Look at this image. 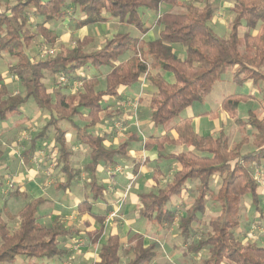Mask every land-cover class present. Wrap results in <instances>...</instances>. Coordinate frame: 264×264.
<instances>
[{"label":"trees","instance_id":"16d2710c","mask_svg":"<svg viewBox=\"0 0 264 264\" xmlns=\"http://www.w3.org/2000/svg\"><path fill=\"white\" fill-rule=\"evenodd\" d=\"M175 7L180 12L169 10ZM69 9L72 14H80V18L72 19L79 28L114 20L145 35L150 28L140 15L144 9L154 15L160 30L154 40L128 32L115 34L93 52H86V42L78 41L71 49L43 61L36 60L29 50L31 43L39 36L43 44L52 45L54 38L48 27L61 23ZM215 11L211 0L189 3L183 0H15L13 5L2 4L0 0V58L6 55L12 60L8 73L17 79L19 89L16 94H10L0 83V121L18 116L29 102L35 109L48 112L45 126L29 144L53 129L48 153H53V160L63 174V180L56 183L59 191H67L77 176L70 162L67 132L60 125L65 123L75 131L74 140L89 151L88 162L82 169L88 180L85 186L89 199L78 204L77 212L87 213L98 224L97 230L86 233L90 244L98 243L105 228V215L91 211L105 195V187L98 183L96 172L99 167H115L127 160L130 140L135 138L132 136L115 148L104 145L105 138L96 132L100 124L98 116L105 110L102 108L105 98L119 100L120 89H129L146 79L153 88L147 116L155 127L168 124L186 109L202 103L228 71L231 84L237 87L250 84L253 95H229L220 105L224 112H232L240 103L255 100L254 90L264 98V0H232L230 12L234 18L227 38L218 36L210 26ZM176 46L181 48V56ZM127 54L131 56L117 62ZM88 68L96 72L109 68L103 76V89H97L98 75L82 74ZM46 74L54 76L51 91L45 84ZM55 76L78 82L81 89L62 93L63 87L57 85ZM75 119L83 121V126ZM247 119L253 130V150L249 152L240 153L243 141L229 149L222 134L216 138L198 136L191 121L183 119L170 129L176 139L169 142L183 143L188 149L166 157L160 152L157 154L158 160L175 159L178 168L162 188L139 196L137 214L160 228L174 224L184 247L183 264H264V245L240 240L243 198L249 196L254 210L264 214L259 185L253 177L254 172L264 173V117L259 119L250 112ZM164 138V135L150 137L144 149L157 146V140ZM28 151L24 156L31 158L32 153L29 156ZM1 157L0 150V161ZM184 195L190 197L188 205L178 208L171 204L172 199ZM7 197L21 200L23 205L16 216H11L6 207L0 209V264H13L20 257L61 261L70 256L69 248L59 245L60 239H75L82 236L80 231L59 223L39 224L37 213L45 202L42 198H32L19 188H14ZM207 206L217 207V214L202 225ZM143 240V235H133L127 241L131 243L130 248L124 250L121 238L109 235L92 264H150L157 257V243L145 246ZM122 252L129 256L127 262L123 261Z\"/></svg>","mask_w":264,"mask_h":264},{"label":"rangeland","instance_id":"374dc122","mask_svg":"<svg viewBox=\"0 0 264 264\" xmlns=\"http://www.w3.org/2000/svg\"><path fill=\"white\" fill-rule=\"evenodd\" d=\"M193 0H183V2H192ZM198 1V0H196ZM203 1V0H201ZM214 1L216 4L219 5L220 0H211ZM223 5H230L232 4V0H223ZM2 4L7 5H13L15 3V0H1ZM182 3V1L180 2ZM222 4V3H221ZM168 9V8H167ZM72 9L68 10L67 17L64 19L63 24H56L53 26L48 27V30L51 34V36L54 38L53 44H43V40L41 37H36L35 40L31 43L29 50L32 55H34L36 60L43 61L49 57L55 56L56 54H59L60 52H63L65 50L71 49L76 46V43L78 41L86 42L85 51L86 52H93L96 49H99L103 46L105 41L111 38V36L119 33H126L130 32L132 36H138L144 37L147 40L154 39L159 30L160 27H158L155 24V17L152 13L146 12L144 9L140 10V15L142 17L143 22L145 23V26L149 27L150 30L145 34L141 35L138 30H136L134 27L129 26L124 23L119 22H111V23H97L95 25H91L88 27H77L75 26L72 19L77 15L72 14ZM172 13L180 12L179 8H171ZM222 13V14H221ZM229 14L228 7L225 8V12L220 11L219 13L217 11L214 12L212 22H210L211 28L214 27V19L219 18L223 19V14ZM225 26L222 30L216 31L218 36L221 38H227V34L230 32V25L229 28L227 26L226 20H225ZM231 24V23H230ZM214 31V30H213ZM175 50L178 55H182V50L180 47L176 46ZM130 54L125 55L124 57L120 58L117 62H120L122 60L127 59ZM115 62V63H117ZM12 63V60L9 59L8 56L4 55L2 59H0V83L4 85L8 93L10 94H16L18 92L17 87V79L13 76H10L8 73V67ZM109 71V68H101L98 72L92 70L91 68L84 69L82 71V74L87 77L89 75H98L99 76V90L104 88V75ZM54 76H50L46 74L45 78V84L49 91L52 90L53 83L52 78ZM231 77L230 71L226 72L221 78L220 81L216 82L211 92L205 97L204 101L199 104L193 105L190 109L194 113L202 114L203 112H206L202 114L201 119L195 122H191L193 131L196 135L201 137L212 136L213 138H216L222 134V136L225 139V143L229 149L234 147L239 142L243 141V145L240 148V153H245L253 150L252 146V133L253 130L250 128V126L247 124V118L250 114V112H254L259 119H262L264 117V98L262 93L257 95L256 90H254V94L256 99H260L259 101L255 100H248L246 102L240 103L238 105V108L232 112H224L221 108V102L224 98L228 97L229 95L234 94H247L248 93V86L243 85L242 87H237L230 83L229 79ZM55 78L58 80L59 86L62 88V93L69 94L74 93L81 89V84L75 81H67L64 78L55 76ZM168 78V76H167ZM147 84L151 86V83L147 81L146 79H143L141 83L138 84L131 92V94L124 96V98H120L119 100L115 99V106L112 107V115L113 119L111 117H108L106 119V126H101L100 130H98L96 133L99 135H102L103 128H107L108 136L111 139V145H104L106 147H111L119 145V142L127 139L129 136H134L135 139L138 140V144H136V153L139 154V159L141 161V157L145 155V158L143 161H141L139 164L135 165L132 168L129 167L128 160H123L120 165L115 166L118 167L120 170H118L115 173H111L110 171L105 173V182L107 185H113V174L122 175L124 174L126 181L125 185H123L122 189V197L121 199L124 200L126 198V195L128 192L137 194L140 192H144L146 190L156 191L160 188H162L164 185H166L172 174L176 171L178 168V162L175 159H161L158 160L157 154L160 152V154L163 157H166L167 155H173V153H178L179 151L185 152L188 147L183 143H171L169 141L176 139V134L174 131H171L170 133H165L164 139L157 140L158 145L152 147L149 149V151L153 152L151 156H146L142 152L144 150V143L147 142L146 134L149 131V128L146 124H144L143 127L139 126L140 118L139 115H143L141 111L146 109L149 97H148V88ZM250 94V93H249ZM253 94V91H252ZM105 102V100H104ZM103 102V104H104ZM218 108V109H217ZM103 109L106 110V107L103 106ZM217 109V110H216ZM104 110V111H105ZM120 111V112H119ZM20 114L16 116L15 118H11L9 121H6L4 123L0 122L1 124H4V127H7L5 132H10V134L2 135L0 136V146L3 148L2 150L4 153L13 155V157L16 159L14 162H11V168H3L0 171V180L1 181H8L13 180L19 181V175H22L24 173V165H22L23 162V154L27 151L28 143L32 140V138L38 133H40L43 129V126L45 122L41 119L47 118L48 112L47 111H40L34 108L32 106L31 102L21 108ZM119 112V113H118ZM186 113V111H183ZM181 113L178 118L172 120L168 124L164 126H151L153 130L154 135H158L161 132H164V129L170 127V125H173L177 121H179L181 118H183L184 113ZM142 113V114H141ZM40 115L41 120H36L35 117ZM104 113L102 112L98 118L100 122L104 120L103 118ZM143 117V116H142ZM110 118V119H109ZM75 122L78 123V125L83 126V121H80L79 119H75ZM28 122V123H27ZM65 123H62L61 126L63 127ZM21 126V128H20ZM47 135L42 138V140H36V149L32 153V160L36 157L37 158V165L39 166L40 162L39 160H46L47 165L49 167H52L55 165V162L53 161V158L50 159V147H51V138L53 134V130L50 129L48 132H46ZM103 137L106 139V135L103 134ZM166 137L168 140H166ZM70 140V139H69ZM114 141H117L116 145H113L115 143ZM69 147L71 149L76 147V144H74V139L71 138L69 141ZM78 153H76L73 159L72 167H75L76 169H79V167L86 161L87 159V151L86 147L83 145H78ZM52 154V153H51ZM180 154V153H179ZM178 155V154H176ZM53 157V156H52ZM151 158H155L151 160ZM6 163V162H5ZM6 165V164H4ZM114 167V168H115ZM141 167H144L146 170H144L142 173L138 172L135 173H125L127 169H132L133 171L135 169H139ZM108 168V167H107ZM111 171L113 170L112 167ZM19 169V170H18ZM254 170V169H253ZM252 170V171H253ZM129 171V170H127ZM257 174V172H254V176ZM77 175V174H76ZM113 175V176H112ZM262 175V177H261ZM261 175H257L260 177V181L257 182L260 189V195H261V206H264V173ZM253 176V177H254ZM47 178H51L53 180V177L47 176ZM101 179L99 181L101 182ZM216 177L213 178V181H215ZM6 180V181H5ZM51 180V181H52ZM77 181L79 182L80 186L83 184V179L79 176H77ZM77 182V183H78ZM76 183V182H75ZM102 183V182H101ZM215 187L218 186V183H215ZM112 187H109V190H111ZM1 193V189H0ZM61 195V194H60ZM190 200L189 196H185V200H174L175 204L182 205L183 202H188ZM23 203L21 200L16 201V203ZM3 202L0 198V207H2ZM126 206V205H125ZM124 207V206H123ZM20 205H12L10 208V215L16 216L17 212L19 211ZM210 210H214V208L210 207ZM209 209L206 211V213L203 216V221L207 222V217H211L213 215V211H210ZM113 213L114 216L109 218V214ZM109 214H107L106 221L111 225V231L113 230L116 235L124 239L123 243V249L128 250L130 248V242L128 243L129 239L134 235V230H132L129 225L132 223L129 222L130 219L136 217L135 213L133 211L126 212L124 208L120 207V205H117L115 210H112ZM242 215H243V222L241 226V238L240 240L242 242L249 241L248 238H252L253 240L256 239L258 242V239H262L261 242L264 243V218L262 217V214L260 212L255 211L251 202L250 197L245 196L243 198V204H242ZM69 216V215H68ZM71 216V215H70ZM63 221L73 222L76 223V220L68 219V217H63ZM69 220V221H68ZM129 222V225H128ZM107 223V224H108ZM144 223V222H143ZM145 224V223H144ZM143 224V227H145ZM73 225L70 223L71 226ZM205 225V224H204ZM96 226V225H95ZM132 228H137V225H132ZM12 227H15L13 225ZM73 227V226H71ZM131 229V230H130ZM145 230V231H144ZM143 232L141 234L144 237L143 243L145 246L149 245L152 242L157 243V256L154 261L150 264H182L181 259L178 255L171 254V250L174 249L176 245L179 244L180 239L177 236V230L176 227L173 225H165L163 227H157L154 225H149L147 228L142 229ZM200 231H202V228H200ZM249 233V234H248ZM250 235V236H249ZM243 237V238H242ZM75 241H80L79 247H77L76 252H72L70 250L71 255L78 256L82 253L83 250H85V247L87 246V242L84 240L83 236H79L75 238ZM72 241L73 246L74 242ZM259 243V242H258ZM97 244L93 252V257H91L92 261L97 259ZM123 250V251H124ZM75 256V257H76ZM123 261H128V255L124 252L121 253ZM75 258V260L77 259ZM91 259L87 260V257H83L82 261L78 260V264H90ZM81 260V259H80ZM13 264H60V262L56 259L47 261V260H26L24 258H17Z\"/></svg>","mask_w":264,"mask_h":264},{"label":"crops","instance_id":"0c3cea01","mask_svg":"<svg viewBox=\"0 0 264 264\" xmlns=\"http://www.w3.org/2000/svg\"><path fill=\"white\" fill-rule=\"evenodd\" d=\"M213 3H215V2L213 1ZM223 3H224L223 0H220L219 1V5L215 3L216 11L218 13L220 11L225 12V8L228 7L229 14H225L224 13L223 14V17L224 18L223 19H219V18L217 19V18H215L213 20L214 23H215V25H214V27L212 29L214 30L215 33H217L216 31H218V30L220 31V30H222L224 28V26H225V23H224L225 20H226L227 26L229 28V25H230V23L232 22V20L234 18V15L230 12V9L232 7V4H230V5L227 6L225 4L223 5ZM75 15H77V17L75 16L74 19L80 18V14L76 13ZM63 21L61 23H59V24L62 25L63 24ZM111 22H117V21L109 20L107 23H111ZM128 33H130V32H128ZM228 34H227V36H228ZM135 37H139V35L138 36H135ZM154 39H151V40H154ZM3 57H1L0 59H2ZM245 85L248 86V93L247 94H249V93L252 94L253 86L250 85V84H245ZM136 86H138V84L132 86L129 89H120L119 90L120 97L121 98H124V96H127V95L131 94V92H133V90H134V88ZM147 88H148L147 89L148 90V97L150 98V95L153 92V88H152V86H150L148 84H147ZM104 100H105V102L102 105V108L104 106V107H106V110L103 111V113H104V116H103L104 120H102L100 122V124L98 126V130H100L101 126H104L106 124V122H107L106 119L109 116H111V118L113 119L112 107L115 106V103H116L115 102V98H105ZM251 100H253V99H251ZM259 100L260 99H255V101H259ZM147 107H148V105H147ZM147 107H146V109H144L143 111H141L144 114L143 115H139V118H140L139 126L143 127L144 124H146L148 126V128H149V131L146 134L147 141L152 136H154V137H161L166 132L167 133H170L172 131L170 129L178 121L176 123H174L173 125H170V127L164 129V132L163 133L161 132L158 135L157 134L154 135L153 134L152 127H151L153 125L150 123V121L148 119V116H147V111H148ZM185 111H186V113L183 112L184 113V115H183L184 117L181 118L180 120L189 119L191 122H195V121L200 120L202 114L208 112V111H206V112H203L202 114L194 113L190 108L186 109ZM15 117L16 116H12V117L8 118L6 121H9L11 118L13 119ZM39 117H40V115L37 114V116L35 117V119L37 121L42 119L45 122V124H46L49 116L47 115V118H45V119H43L41 117H40L41 118L40 119ZM6 121H0V122L4 123ZM45 124H44V126H45ZM105 127H107V126L105 125ZM20 128H21V126H20ZM61 128L63 130H66V132H67L68 147H69V141L71 140V138L74 139L75 131L73 129H71L70 126H68L66 124L63 127L61 126ZM6 129H7V127H4V124H1L0 123V136L6 135V134H10L11 130L9 129L10 132H5ZM50 129H52V128H50ZM103 130L104 131L102 133L104 135H106V139H105V142L104 143L106 145L107 144L108 145H111L110 142H111V139L112 138H110L108 136V132H107L108 129L107 128H103ZM53 133H54V131H53ZM103 134L101 136H103ZM46 135H47V133L45 134V136ZM52 136H53V134H52ZM205 136H207V135H205ZM130 137L131 136H129L127 139L119 142V144L122 143V142H124V141H126V140H128ZM40 140H42V139H40ZM114 142L115 143H113V145H116L117 144V141H114ZM138 143H139L138 140L135 139V138H133V139L130 140V146L128 147V156L129 157L127 159L128 160V163H129V167L128 168L134 167L135 165H137L141 161H143L144 158H145V155H143L141 157V161H140L139 154L135 152L136 151V148H137L136 147V144H138ZM74 144H76V147L75 148L71 149L69 147L70 150H71V156H70L71 166H72V163H73V159L75 158L74 155L76 153H78L77 152L78 149H79L78 148V145L80 146V144H78V142L75 141V140H74ZM51 147H52V138H51ZM113 148H115V146H113ZM2 149L3 148H1V146H0V150L2 151V157H1V161H0V171L3 168H7V169L11 168V165H12L11 162H14L16 160L13 157V155L7 154L6 152L4 153V151ZM28 149H30V150L28 151ZM35 149H36V143H32L31 145L28 143L27 151H28V155L29 156L31 155V153H33L35 151ZM86 151H87V153H86V155H87L86 156L87 157L86 161L79 167V169H76L75 167H72L74 169V171L77 173V176H79V177H81L83 179V184L80 186L79 182L77 181V176H76L75 181L71 184L70 188L67 191H61V190L59 191V190L56 189V183H58V182H60V181L63 180V174L60 171V166H57L55 164L53 166V168L52 167H49L47 165V161L46 160H39V162H40L39 164L40 165L38 166L37 165V162L35 163L32 160V158H30V157L29 158L25 157L24 154H23V162H22V165H24V167H23L24 173L22 175H19L18 176L19 177L18 178L19 181L16 182L15 179H14V181L12 180L13 181V188L11 190H7V186H6L7 181L5 180L6 182H4V181H1L0 180V189H1L0 198H1L2 202H3V205H2V207H0V209L3 208V207L4 208L6 207L7 211L10 213V208H11L12 205L19 204L20 205V208L22 207L23 203H21V202L16 203V201H18V200L8 199V197H7L8 193L11 192L14 188H19V191L20 192L26 193V194H28L32 198H42V199L45 200L44 204L39 208V211L37 213L38 223L39 224L46 225V226H52L55 223H59V224L64 225V226H68V225H70V223H72L73 224V225H71V226H73L72 228L75 229V230H78V231H80L82 233L81 235L84 237V240L87 242V246L85 247V250L82 251V253L78 256V258H77V256L74 253V255H71L70 254L69 257L63 258L61 261L58 260L60 262V264H66V263L67 264H78V260L79 261H82V258L84 256L87 257V260H89V259H91V257H93V252L92 251L96 247V244L95 245L94 244H90L87 241L86 233H92L93 231L97 230L98 229V224L87 213L79 214L77 212L78 211V208H77L78 207V204L81 203V202H83V201H85V200H88L89 199V191H88V188L85 186V183L88 182V180H87L84 172H82L83 166L88 162V153H89V151H88L87 148H86ZM142 152L144 154H146L147 157L148 156H151L153 154V152H151L149 150H146V149L142 150ZM179 153H182V152L179 151L178 153H173V155H176V154H179ZM52 156H53V153L50 154V159L53 158ZM153 159H155V158H151V160H153ZM4 164H6V165H4ZM112 168H114V167H112ZM132 169H127L129 171L126 170L125 173H127V174L130 173V172L131 173H135V172H138L137 170H139V172L142 173L144 170H146L144 167H141L139 169H135L134 171ZM10 170H12V168ZM110 170H111V168H109V166H103V167H99L98 170H97V172H96V178L98 180V183L102 184L105 187L104 200L101 201V202H98L91 209V211L93 213H95V214L105 215V221H104L105 228H104V233H103L102 237L100 238V240L97 243V248H98L97 250L100 249L101 245L105 242L106 238L109 235H116V233L113 230L111 231V227L112 226L109 225L110 222L108 223L106 221V217H107V214H109L112 210H115L116 209L117 205H120V207L124 208L126 212L133 211L135 213V216L138 217V219L136 217L130 219L129 222L132 223L131 225H129V222H128L129 227L132 230H134V235L135 234H141V232H143L142 231L143 228L146 229L147 226L153 225V224L147 223L145 220L139 218V216L137 214V210L140 207L139 196L141 194L146 193V192L151 191V190H146L144 192H140V193H137V194H133V193L128 192L127 195H126V198H124V200H122L121 199V197H122V189H123V185H125V181H126L127 178H125L124 174H122V175L121 174L120 175L113 174L114 176L113 175L112 176H113V179H114L113 180L114 186L113 185L112 186L111 185L109 186L105 182V180H106L105 179L106 178L105 177V173L108 172V171H110ZM47 176L53 177V180L51 178L50 179L47 178ZM100 178H102L101 179V182L102 183L99 181ZM109 187H112L111 190H109ZM152 192H154V191H152ZM185 196H187V195H184L183 197L178 198V199L177 198L172 199L171 204L173 206L178 207V208H182V205L183 204L188 205L189 204L188 203L189 201L188 202H183L182 205H178V204H175L174 203V200H181V201L185 200ZM210 207L214 208V210H210L211 209ZM20 208H19V210H20ZM262 208H263V211H264V206H262ZM208 209L210 211L215 212L209 218H212V217H214L217 214V207H215V206H207L206 211ZM63 217H68L69 220L70 219L76 220V223L69 222V224L67 225L68 222H65V220L63 221V219H62ZM262 217L264 218V214L262 215ZM202 223H203L202 225H204L203 217H202ZM143 224H144L145 227H143ZM132 225H137L138 227L137 228L136 227L135 228H132L133 227ZM154 226H156V225H154ZM173 226H174V224H173ZM239 231L241 233V227H240V230ZM177 236H178V234H177ZM179 239H180V237H179ZM121 240H122L123 243H125L124 242V239H121ZM248 240H250V241H256V239L253 240V237L252 238H248ZM261 240L258 239L259 244L260 245H264V243H262ZM72 241H75V239H72V240H67V239L66 240H62V239H60V244L59 245L61 247H64V248H66V247L67 248H70L71 247L70 245H72L71 244ZM183 248L184 247H183V245L181 243V239H180L179 244L176 245L174 247V249H172L170 251L171 254L173 253L174 256L175 255H178L179 256V258L181 259V263L182 264H183V262H182V252H183ZM157 256H159V255H157ZM96 257H97V254H96ZM75 258H77V259L75 260ZM94 261L95 260L92 261V259H91L90 264H92Z\"/></svg>","mask_w":264,"mask_h":264},{"label":"built area","instance_id":"2783aa9c","mask_svg":"<svg viewBox=\"0 0 264 264\" xmlns=\"http://www.w3.org/2000/svg\"><path fill=\"white\" fill-rule=\"evenodd\" d=\"M36 160H37V158L35 157V158L33 159V161L36 163ZM118 170H120V169H119L118 167H115V168H113L112 171L110 170V172H111V173H112V172L115 173V172H117ZM261 174H262V173L257 172V174L254 176V179H255L256 182H259V181H260V177L257 176V175H261ZM261 177H262V175H261ZM6 186H7V190H11V189L13 188V181H12V180H8L7 183H6ZM263 192H264V189H263ZM112 216H114L113 213L109 214V218L112 217ZM79 245H80V241H75L74 244H73V246L70 247V250H71L72 252H76V251L78 250L77 247H79Z\"/></svg>","mask_w":264,"mask_h":264}]
</instances>
